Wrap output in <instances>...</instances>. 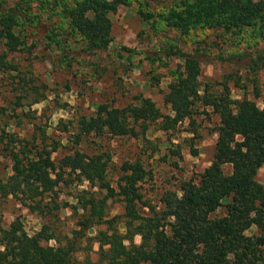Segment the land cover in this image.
I'll use <instances>...</instances> for the list:
<instances>
[{
    "label": "trees",
    "instance_id": "obj_1",
    "mask_svg": "<svg viewBox=\"0 0 264 264\" xmlns=\"http://www.w3.org/2000/svg\"><path fill=\"white\" fill-rule=\"evenodd\" d=\"M130 2L20 0L1 8L0 68L11 65L6 52L22 49L27 34L39 27H43L45 44L54 51L72 50V41H80L88 53L105 50L112 39L108 14ZM137 13L146 23L180 35L221 29L264 36V0H176L160 10L140 5ZM178 56L181 67L171 70L172 80L163 94L169 113H162L150 98L139 96L137 102L124 106L97 103L94 111L78 116L76 125L81 134L136 136L147 123L171 130L196 112L198 105L209 107L218 117L216 138L212 159L199 177L181 180L175 190L160 196L159 205H152L141 198L138 182L145 173L138 161H124L112 185L107 178L106 152L74 150L54 159L52 150L45 147L30 154L5 143L10 173L0 177V196H14L45 216L58 204L53 197L47 203L40 199L54 194L60 184L86 181L103 194L82 197L78 228L71 230V236L57 237L46 224L32 234L15 221L0 227V264H76L75 252L89 250L93 241H97V258L84 257L80 264H264V183L255 177L264 165V104L259 107L246 98L234 104L225 85L217 93L206 84L200 88L196 54L181 51ZM256 59L264 67V51ZM62 65L67 69L71 63ZM224 165L230 166L229 171L224 172ZM108 199L122 202L124 232L114 229L110 235L84 236V229L93 223H111L118 216L104 218ZM219 207L223 214L216 213ZM252 226L258 232L246 234ZM136 235L138 242L133 240ZM82 238L85 243L81 245Z\"/></svg>",
    "mask_w": 264,
    "mask_h": 264
},
{
    "label": "rangeland",
    "instance_id": "obj_2",
    "mask_svg": "<svg viewBox=\"0 0 264 264\" xmlns=\"http://www.w3.org/2000/svg\"><path fill=\"white\" fill-rule=\"evenodd\" d=\"M18 1L4 0L0 9L14 6ZM174 1L131 0L127 5H119L108 14L112 39L105 50L88 53L80 41H72V50L54 51L45 44L43 27H39L27 34L22 49L6 52L11 65L0 68V135L3 137L0 177L10 173V160L3 149L5 143L15 149L24 148L30 154L45 147L52 150L54 159L74 150L89 154L106 152L107 178L112 185L122 173L124 161H138L145 173L138 182L141 198L152 205H159L160 196L167 190H175L181 180L199 177L212 159L216 138L218 117L209 107L198 105L196 112L171 130L164 131L156 123H147L144 129L140 128L144 132L136 136L81 134L76 125L78 116L94 111L97 103L124 106L137 102L139 96L150 98L162 113H169L163 94L172 80L171 70L181 67L182 59L178 56L181 51L198 57L200 88L206 84L209 91L217 93L225 85L234 104L242 98L254 101L259 107L264 104V67L256 59L264 51V36L221 29H197L180 35L170 28L146 23L137 13L140 5L160 10ZM68 60L71 66L61 67ZM8 136L15 142L9 143ZM229 169L230 166H223L224 172ZM255 177L264 183V165L257 169ZM102 194L103 190L86 181L60 184L54 194L40 199L41 203H47L53 197L58 204V208L45 216L14 196H0V227L15 221L27 234H32L41 224H46L57 237L71 236V230L78 228L76 220L82 212L79 201H83V196ZM121 212L122 202L108 199L104 218L118 216L111 223H93L84 229V236L110 235L114 229L124 232ZM216 213L223 214V208L219 207ZM257 232L252 226L246 234ZM84 238L79 239L81 245ZM133 240L138 242L139 236ZM96 242H92L89 250L75 252L76 264L84 257L97 258Z\"/></svg>",
    "mask_w": 264,
    "mask_h": 264
}]
</instances>
